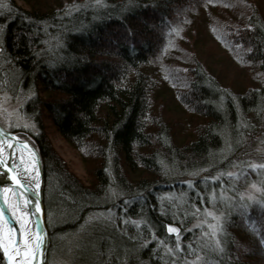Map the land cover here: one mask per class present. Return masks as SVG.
Returning a JSON list of instances; mask_svg holds the SVG:
<instances>
[{
  "label": "trees",
  "instance_id": "1",
  "mask_svg": "<svg viewBox=\"0 0 264 264\" xmlns=\"http://www.w3.org/2000/svg\"><path fill=\"white\" fill-rule=\"evenodd\" d=\"M203 15L240 84L224 85L191 43L179 56L169 49L183 23L202 30ZM0 88L31 123L9 131L41 160L47 256L100 213L137 249L147 244L140 258L158 238L174 240L170 222L195 247L184 228L213 208L224 251L202 245L199 264H264V0H69L50 10L0 0ZM45 118L90 163L88 184L52 147ZM251 183L259 192L242 200Z\"/></svg>",
  "mask_w": 264,
  "mask_h": 264
},
{
  "label": "rangeland",
  "instance_id": "2",
  "mask_svg": "<svg viewBox=\"0 0 264 264\" xmlns=\"http://www.w3.org/2000/svg\"><path fill=\"white\" fill-rule=\"evenodd\" d=\"M14 1L23 8H30L36 5L45 6L46 9L50 10L52 6L66 3L69 0ZM212 11L214 12L215 9ZM208 18L207 15H203V19L206 20H199L202 28L204 25H206L205 28L208 27ZM189 22L190 20L187 23H183L184 25L182 24L176 31V38L170 41L169 49H172L179 56L183 53V49L191 43L193 48L196 49L197 55L210 67L224 85L240 84L238 80L242 75L239 74V69L231 58V55L214 40L213 35L209 31H205V28L199 30L196 24L194 25L193 22L189 24ZM19 107V100L0 88V124L4 129L18 131L31 129V123L20 113ZM43 122L52 147L64 159L70 170L83 183L88 184L91 180L90 163L60 135L48 118H45ZM21 162L23 161L21 160ZM22 164L26 173L32 178L30 175L33 173V169H28V165ZM259 190L260 187L257 184L251 183L244 188L241 196L247 198L252 196L254 198ZM17 201L16 195L10 192L7 206L12 215L13 212L9 205H15ZM20 203L23 205L21 195ZM21 212L20 208L16 209V215H19ZM208 213L212 215H208ZM212 216L222 217L220 211L206 208L184 228V230L196 231L195 244L197 243V247L188 245L189 243H183L180 240L181 249L177 251L176 236H174V240L170 241L169 244L158 238L155 242L156 247L153 250L148 249L147 251L148 253L151 252V255L148 258L145 256L140 258L138 249L143 247L144 243L143 245L140 243L141 246H138L139 248L137 249L133 243V238H129L118 229L113 228L105 214L100 213L97 217L95 214H90L87 216V220L90 222L92 220L96 221L85 224L78 235H73L68 239L67 243L60 244L55 252L47 256V264H105L107 261L110 264H199L202 260V248L206 247V245L214 248L217 241H219V232L213 235L212 229L209 228V225L216 223ZM14 217L16 218V216ZM202 245L203 247L201 248ZM169 249L172 251H169Z\"/></svg>",
  "mask_w": 264,
  "mask_h": 264
},
{
  "label": "water",
  "instance_id": "3",
  "mask_svg": "<svg viewBox=\"0 0 264 264\" xmlns=\"http://www.w3.org/2000/svg\"><path fill=\"white\" fill-rule=\"evenodd\" d=\"M0 129H2L5 133H7V136L3 137L5 141H7L9 136H15L21 142H28L30 144V151L24 149L22 143L17 144L16 147L11 150L8 149L5 150L3 159L6 161V164H0V190L3 187L13 189L17 197V200L19 202H20V195L22 196L23 200L24 198H27L28 200L32 201V204L27 209L28 212L33 213V215H31L30 217L31 220L30 231L33 234H36L38 232L43 237V242L40 245V248L37 250L36 264H47L49 235L45 221L44 202H43V172H42V166H41V160L39 154L29 140L23 139L13 131H8L4 129L1 126V124H0ZM18 151L20 153L19 154L20 158L17 155ZM21 160L23 162H21ZM25 162H29L30 166L32 167L35 181L33 178L29 177L28 174L26 173L25 168L22 164L24 163L27 166V163ZM12 175L17 176V178L21 181L23 187H18L13 183V181L10 179ZM24 188H27V191H24ZM36 202H39L41 207V212L39 214H35ZM0 210H2L5 224L17 230V237H18L19 235V230H18L19 227L17 225L18 222L9 212L7 203L3 199L1 193H0ZM21 210L24 211L23 205H21ZM169 225L176 227L178 229H180V227L173 222H170L165 226V232L168 235L176 236V234H169L167 232V227ZM5 261L6 264H8L6 258Z\"/></svg>",
  "mask_w": 264,
  "mask_h": 264
},
{
  "label": "snow or ice",
  "instance_id": "4",
  "mask_svg": "<svg viewBox=\"0 0 264 264\" xmlns=\"http://www.w3.org/2000/svg\"><path fill=\"white\" fill-rule=\"evenodd\" d=\"M251 51V49H249ZM7 136L2 129H0V164H6V161L3 159V155L6 149L11 150L16 147L17 144H21L24 149L30 151V144L28 142H21L15 136H9L7 141L3 139V137ZM11 155V152H10ZM255 167V166H253ZM10 179L13 181L15 185L18 187H23L21 181L17 178L16 175H12ZM38 187V185H37ZM255 187V185H253ZM24 191H27V188H24ZM12 193L15 195L13 189L3 188L0 190V193L4 195L5 202L7 203V194ZM243 200L244 197L242 196ZM248 200L252 201L253 197L249 196ZM32 204V201L24 198L23 200V209L19 215H16V209L20 208V202L17 201L15 205H9L12 209L13 215L16 216L17 222L20 224L19 235L17 237V230L13 229L11 226H2L3 225V213L0 210V251H2L3 256L7 259L8 264H36V255L37 250L40 248V245L43 242V237L38 232L33 234L30 231L31 220L30 217L33 213L27 211L29 206ZM41 212V207L39 202L35 204V214H39ZM109 217L111 216V212L109 210ZM208 215H212L208 213ZM213 220L216 222L215 224L209 225V228L212 229V234L215 235L217 232H223V225L221 222V217L212 216ZM167 232L169 234H176V250L179 251L181 249L180 244V229L169 225L167 227ZM264 244V240L261 241ZM147 244L144 245L146 247ZM217 249L219 252H223L224 249L219 246V241H217ZM169 251H172L169 249Z\"/></svg>",
  "mask_w": 264,
  "mask_h": 264
},
{
  "label": "bare ground",
  "instance_id": "5",
  "mask_svg": "<svg viewBox=\"0 0 264 264\" xmlns=\"http://www.w3.org/2000/svg\"><path fill=\"white\" fill-rule=\"evenodd\" d=\"M19 154H20V153H19V151H18V152H17V155H18V157L20 158ZM26 160H27V159H26ZM25 163H27V165L29 166L28 169H29V168L32 169V167L30 166L29 162H25ZM24 172H25V171H24ZM30 174H31V171H30ZM32 174L34 175V172H33ZM32 174H31L30 176H32V178H33L34 181H35V178H34V176H33ZM28 176H29V174H28ZM3 188H7V187H3ZM3 188H2V189H3ZM2 189H1V190H2ZM1 194H2V193H1ZM2 197H3V199H4V195H3V194H2ZM4 200H5V199H4ZM8 200H9V193L7 194V202H8ZM20 209H21V207H20ZM2 226H4V227L7 226V225L5 224L4 219H3V225H2ZM18 227H19V229H20V224H19ZM19 229H18V230H19Z\"/></svg>",
  "mask_w": 264,
  "mask_h": 264
}]
</instances>
